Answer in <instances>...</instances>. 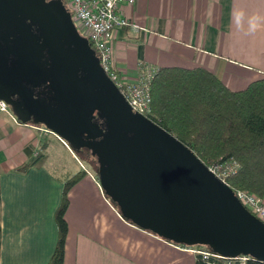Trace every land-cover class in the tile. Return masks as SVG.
I'll return each instance as SVG.
<instances>
[{"label": "crops", "instance_id": "obj_1", "mask_svg": "<svg viewBox=\"0 0 264 264\" xmlns=\"http://www.w3.org/2000/svg\"><path fill=\"white\" fill-rule=\"evenodd\" d=\"M121 14L137 26L115 29L110 40L124 81H135L144 66L202 67L234 91L264 77V0H136L122 4ZM33 125L0 111V264L49 261L63 181L77 172L51 170L45 154L27 171L17 170L41 144ZM85 171L68 192L63 264L196 263L192 249L122 218Z\"/></svg>", "mask_w": 264, "mask_h": 264}, {"label": "water", "instance_id": "obj_2", "mask_svg": "<svg viewBox=\"0 0 264 264\" xmlns=\"http://www.w3.org/2000/svg\"><path fill=\"white\" fill-rule=\"evenodd\" d=\"M3 3L7 9L3 10L4 17L10 23L15 19L28 21L25 31H19V40L15 41L16 47L22 50L20 54L25 53L20 59L21 69L14 73L15 77L2 79V83L11 87L9 95L13 98H0L8 103L15 117L22 123L30 122L34 104L39 101L34 99V90L22 85L23 80L33 87L40 82L46 84L54 92L53 96L72 95L69 112L57 115L58 122L63 121L64 125H57V128L54 115L50 119L52 124L48 122L47 127L68 142L71 149L75 147L67 140L64 131L74 129L78 135L84 132L85 145L98 157L101 173L108 171L103 167L105 159L110 157L105 141L111 137L92 122L93 112L98 109L95 101L86 100L87 103L82 100L83 84L75 78L65 90L54 77L55 63L49 65V71L53 73L51 79L35 66L45 47L57 44L72 47L74 57L81 59V66L88 70L91 82L105 92V97L129 123V130L134 131L129 157H123L119 149L113 153L115 181L109 185L107 180L99 181L104 194L118 207L122 218L174 244L208 245L211 251L222 256L249 255L264 264V223L241 204L227 184L171 134L162 128L137 127L132 121L137 119L136 115L120 90L102 69L92 68L98 62L95 50L77 31L64 1L3 0ZM3 3L0 0V6ZM33 23L39 24V36L47 42L45 46L32 44L27 28ZM100 136L102 139L96 141Z\"/></svg>", "mask_w": 264, "mask_h": 264}, {"label": "trees", "instance_id": "obj_3", "mask_svg": "<svg viewBox=\"0 0 264 264\" xmlns=\"http://www.w3.org/2000/svg\"><path fill=\"white\" fill-rule=\"evenodd\" d=\"M150 87L149 118L204 164L237 163V170L227 177L229 186L264 198V77L234 91L202 67H161ZM40 157H34L17 170L27 171ZM85 174L80 169L63 181L55 216L57 245L45 264L64 262L68 192ZM176 245L211 251L208 245ZM195 264H206V261L196 254ZM251 264L263 263L254 260Z\"/></svg>", "mask_w": 264, "mask_h": 264}, {"label": "flooded vegetation", "instance_id": "obj_4", "mask_svg": "<svg viewBox=\"0 0 264 264\" xmlns=\"http://www.w3.org/2000/svg\"><path fill=\"white\" fill-rule=\"evenodd\" d=\"M67 1L68 0H64V4L67 11L70 13L69 9L67 8ZM1 2L3 3V0H1ZM5 7L6 5L4 3L0 6V97L11 99L13 98L12 95H9L11 92V87L2 83V79H10V77L13 78V76L15 77L14 73L18 72V70L21 69V57L25 53L20 54L22 50L18 49V46L16 47L15 41L19 40L20 36L17 33L19 31H25L24 26H27L26 24H28V21L25 22L21 19H15L16 21L12 20L10 23L9 20L5 19L4 17L5 12H3V10L7 11ZM27 32L32 36V44L36 43V45L40 47L46 45L47 42L44 40V38L39 36V24H29ZM81 36L87 38L83 34H81ZM88 45L95 50L89 40ZM49 47H45L42 50V55L35 64L36 69L43 71V73H46L50 77L49 79H51L53 73L49 71V65L55 63L57 65V68L54 71V77L59 79V82L62 83L64 89L66 90L67 86L70 87V85L74 83L75 78V80H78L83 84V87H81L82 100L84 102H87L86 100H93L98 106V109L93 112L92 122L98 125L102 129V132L104 134L111 137L107 138L105 141V143L107 144L105 149L111 157L110 159V157L108 156L105 159L106 164L103 165V167L108 170L107 172H104V174L101 173V165L98 162V157L96 155H93L92 150L85 145L86 137L84 132H81V134L78 135L74 129H66L64 131V135L66 136L67 140L69 139L70 142L74 145L75 149L72 150L85 154L91 159L90 164L94 170V175L97 180H107L106 183H108L109 185L113 181H115V177L117 175L113 168V153H115L116 149H119V153H121L123 157L130 155V150H132L131 145L134 131L129 130V123H126L124 121V117L115 109L111 101H109L108 98L105 97V92L98 87H95L93 82H91V80L89 79L88 70H85V68L81 66V59H78V57H74L75 54L72 51V47H68L67 45L59 46V44H57L56 46L51 45ZM21 48L25 49V46H21ZM95 56L98 59V62L96 64L94 63L93 66L91 65L92 68L94 70L99 68L103 70L96 50ZM74 62L75 64H73ZM21 82L22 85H25L27 88L34 90V99L36 98L39 100L36 102V104H34L35 110L30 115V122L35 125H42L49 130V128L47 127V123L49 122V124H52L53 120L51 121L50 119L55 115V126L57 128H59L57 125H59L60 127L63 126V121L58 122L59 120L57 119V115H59L60 113L65 114V112H69V106L72 102V95L70 96L67 94H59L53 96L54 92L51 90V87H48L46 84H41L40 82L39 85L37 84L35 87H33L32 85L26 84L25 80ZM130 109L136 115L137 119L134 118L132 119V121H134L137 127L143 125L145 129L151 127L157 130L161 129L158 123L149 118L147 115L139 113L132 108ZM101 139L102 136L96 138V141H100ZM117 156L118 155H116V158ZM115 207L118 209L116 205Z\"/></svg>", "mask_w": 264, "mask_h": 264}, {"label": "built area", "instance_id": "obj_5", "mask_svg": "<svg viewBox=\"0 0 264 264\" xmlns=\"http://www.w3.org/2000/svg\"><path fill=\"white\" fill-rule=\"evenodd\" d=\"M136 0H68L67 8L75 26L82 27L85 35L98 53L103 70L123 93L129 106L139 113L147 115L151 104V81L156 68L144 66L135 81L127 82L120 78L112 59L110 40L117 28L137 26L121 14L122 4H134ZM9 106L0 98V111L9 112ZM207 168L225 184L227 177L237 170L234 161L212 163ZM230 187V186H229ZM231 188V187H230ZM241 204L257 219L264 223V198L248 191L233 189ZM200 254L206 264H251L255 259L249 255L226 257L213 251L192 250Z\"/></svg>", "mask_w": 264, "mask_h": 264}, {"label": "rangeland", "instance_id": "obj_6", "mask_svg": "<svg viewBox=\"0 0 264 264\" xmlns=\"http://www.w3.org/2000/svg\"><path fill=\"white\" fill-rule=\"evenodd\" d=\"M76 28L80 35L85 34V31L82 27L76 26ZM9 112L12 113L11 110ZM33 126L34 128H36V130L39 132L41 136V144L38 150L34 153V156H38L41 154L47 155L46 165L51 170L59 171L62 168H64L66 169V172L70 173V172L78 171L80 169H84L91 171L94 174V170L90 164L91 159L87 155L72 150L65 141H63L53 132L46 129L44 126L42 125H33ZM192 250H201V249L192 248Z\"/></svg>", "mask_w": 264, "mask_h": 264}, {"label": "clouds", "instance_id": "obj_7", "mask_svg": "<svg viewBox=\"0 0 264 264\" xmlns=\"http://www.w3.org/2000/svg\"><path fill=\"white\" fill-rule=\"evenodd\" d=\"M250 28L254 30L256 28L255 17L250 21Z\"/></svg>", "mask_w": 264, "mask_h": 264}]
</instances>
